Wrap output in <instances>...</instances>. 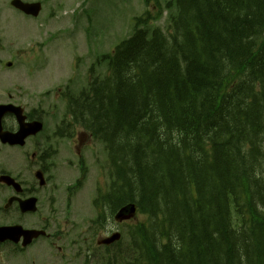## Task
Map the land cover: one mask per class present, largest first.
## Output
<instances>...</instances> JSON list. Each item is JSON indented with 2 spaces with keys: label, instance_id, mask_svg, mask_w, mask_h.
Returning <instances> with one entry per match:
<instances>
[{
  "label": "trees",
  "instance_id": "1",
  "mask_svg": "<svg viewBox=\"0 0 264 264\" xmlns=\"http://www.w3.org/2000/svg\"><path fill=\"white\" fill-rule=\"evenodd\" d=\"M175 5L171 37L137 31L117 51L115 84L103 85L84 110L118 135L121 158L139 176L131 188L153 212L155 231L165 204L178 247L159 251L163 264H264V0ZM148 138L152 157L144 155ZM205 141L217 150L211 166L197 150ZM188 181L198 200L163 199L184 193ZM224 197L242 209L250 232L232 231Z\"/></svg>",
  "mask_w": 264,
  "mask_h": 264
},
{
  "label": "flooded vegetation",
  "instance_id": "2",
  "mask_svg": "<svg viewBox=\"0 0 264 264\" xmlns=\"http://www.w3.org/2000/svg\"><path fill=\"white\" fill-rule=\"evenodd\" d=\"M20 13L12 7L10 0H0V18L2 20H5L10 14ZM17 27L15 28L17 29ZM13 30L11 23L4 24L0 22V178L9 175L16 183H20L26 189L22 192V196L25 197L30 195L31 190L39 184L40 180L35 175L36 171L46 174L50 169L47 161L48 154L40 143L41 139L28 136L29 138L24 147H20L18 142L12 144L13 141L19 139L18 135L21 132L34 130L32 124L43 122V125H45L46 122L44 121V109L33 104V97L29 95L30 89H26L30 88L33 80L24 81L19 79V64L17 61L20 56L26 53L17 44L18 36L13 38ZM11 106L23 108L25 115L23 123H20L18 116L12 112ZM24 163H26V167L20 168V164L22 166ZM0 186H4L5 189H12L6 187L3 183H0ZM34 216L31 213L23 214L21 219L0 226L20 225L27 229H41L49 232V224L46 223L44 218L35 220ZM37 242L39 241L35 243ZM46 242L60 249L57 242L50 239V235ZM18 248L15 246L12 252H17ZM0 264L3 263L0 261ZM13 264H16L15 260ZM47 264L71 263L66 261V255L63 254L59 259L49 261Z\"/></svg>",
  "mask_w": 264,
  "mask_h": 264
},
{
  "label": "rangeland",
  "instance_id": "3",
  "mask_svg": "<svg viewBox=\"0 0 264 264\" xmlns=\"http://www.w3.org/2000/svg\"><path fill=\"white\" fill-rule=\"evenodd\" d=\"M45 5L44 13L48 9L49 12L57 10L58 15L63 16V10H77V14L74 17L75 20L81 22L92 21L96 30L99 31V35L96 33L89 32L92 34L87 52L93 61H96L97 57L101 54H105L113 51V49L121 43L123 40L129 39L135 30L136 18L142 17L147 12V2L151 1L152 4L160 3L162 6H166L171 0H42ZM80 5L83 7L80 8ZM0 22L4 24L11 23L13 25L12 36L17 35L15 29L16 26L21 27L22 34L27 31L28 27H32V19H27L21 14H10L5 20L0 19ZM50 29L59 30L67 26V21L64 19L50 20ZM41 24V23H40ZM30 25V26H29ZM153 23L148 26V29H153ZM57 35V32H56ZM74 42L71 46H75V43L82 44L81 39L76 36H70ZM60 43H57L60 56H65L71 51L68 50V42L66 39H58ZM52 43L51 45H53ZM88 62L83 64V67Z\"/></svg>",
  "mask_w": 264,
  "mask_h": 264
},
{
  "label": "clouds",
  "instance_id": "4",
  "mask_svg": "<svg viewBox=\"0 0 264 264\" xmlns=\"http://www.w3.org/2000/svg\"><path fill=\"white\" fill-rule=\"evenodd\" d=\"M112 231H115V228L113 226H107L106 230L102 233V235H109Z\"/></svg>",
  "mask_w": 264,
  "mask_h": 264
},
{
  "label": "water",
  "instance_id": "5",
  "mask_svg": "<svg viewBox=\"0 0 264 264\" xmlns=\"http://www.w3.org/2000/svg\"><path fill=\"white\" fill-rule=\"evenodd\" d=\"M34 8V7H33ZM36 9H37V7H36ZM33 10V9H32ZM32 10L30 11V12H32Z\"/></svg>",
  "mask_w": 264,
  "mask_h": 264
}]
</instances>
